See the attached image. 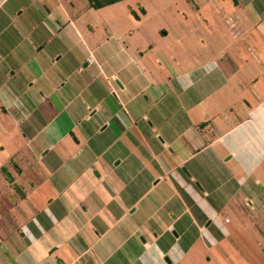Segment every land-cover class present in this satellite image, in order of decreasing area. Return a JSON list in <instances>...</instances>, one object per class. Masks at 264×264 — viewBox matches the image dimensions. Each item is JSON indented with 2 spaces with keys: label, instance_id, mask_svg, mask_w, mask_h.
Instances as JSON below:
<instances>
[{
  "label": "crops",
  "instance_id": "crops-1",
  "mask_svg": "<svg viewBox=\"0 0 264 264\" xmlns=\"http://www.w3.org/2000/svg\"><path fill=\"white\" fill-rule=\"evenodd\" d=\"M0 167V264H264V0H0Z\"/></svg>",
  "mask_w": 264,
  "mask_h": 264
},
{
  "label": "trees",
  "instance_id": "trees-1",
  "mask_svg": "<svg viewBox=\"0 0 264 264\" xmlns=\"http://www.w3.org/2000/svg\"><path fill=\"white\" fill-rule=\"evenodd\" d=\"M87 1L89 3V6H91L93 8H98V7L104 6L106 4L117 2L120 0H87Z\"/></svg>",
  "mask_w": 264,
  "mask_h": 264
},
{
  "label": "water",
  "instance_id": "water-1",
  "mask_svg": "<svg viewBox=\"0 0 264 264\" xmlns=\"http://www.w3.org/2000/svg\"><path fill=\"white\" fill-rule=\"evenodd\" d=\"M0 171L4 174V176L9 180L12 181L11 176L9 175V173L6 171L5 167H0ZM13 186L15 187V189H17L19 192H21V189L19 188V186L15 183L12 182Z\"/></svg>",
  "mask_w": 264,
  "mask_h": 264
},
{
  "label": "built area",
  "instance_id": "built-area-1",
  "mask_svg": "<svg viewBox=\"0 0 264 264\" xmlns=\"http://www.w3.org/2000/svg\"><path fill=\"white\" fill-rule=\"evenodd\" d=\"M227 220V219H226Z\"/></svg>",
  "mask_w": 264,
  "mask_h": 264
}]
</instances>
